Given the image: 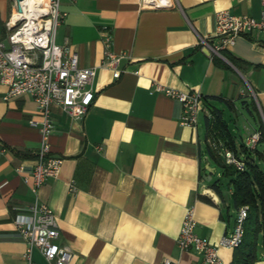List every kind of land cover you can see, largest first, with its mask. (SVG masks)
Segmentation results:
<instances>
[{"label":"crops","instance_id":"0c3cea01","mask_svg":"<svg viewBox=\"0 0 264 264\" xmlns=\"http://www.w3.org/2000/svg\"><path fill=\"white\" fill-rule=\"evenodd\" d=\"M172 3L149 7L143 0H61L65 17L56 42L68 43L81 67H97L95 97L81 120L53 107L50 153L63 162L58 176L37 192L26 177L42 140L30 123L41 119L38 104L29 94L6 100L8 88L0 84V264H25L28 243L15 217L37 200L54 210L58 242L74 252L70 264H163L165 259L199 264L198 253L181 250L177 243L191 204L197 233L212 243L234 229L238 210L231 188L225 193L222 185L221 196L204 178L206 165L220 169L207 150V105L222 109L225 117L228 109L231 116L249 88L264 119V31L239 36L227 48L240 68L226 56L231 68L215 64L201 36L215 32L216 14L222 10L259 18L261 0ZM108 33L112 50L126 54L119 78L102 65ZM156 84L200 92L203 122L199 112L196 127L183 124L181 104L165 91H155ZM211 96L224 97L233 107ZM259 122L260 117L257 128L250 126L252 134ZM235 142L237 146L236 137ZM258 148L264 152V140ZM219 253L225 263L233 262L234 249L221 247ZM258 253L255 264H264L261 243ZM33 259L51 264L37 248Z\"/></svg>","mask_w":264,"mask_h":264},{"label":"built area","instance_id":"2783aa9c","mask_svg":"<svg viewBox=\"0 0 264 264\" xmlns=\"http://www.w3.org/2000/svg\"><path fill=\"white\" fill-rule=\"evenodd\" d=\"M24 0L16 2L10 18L6 21V33L0 20V84L8 90V100L22 94H29L38 104L41 119H33L31 125L40 130L42 140L34 168L26 181L32 183L33 191L49 178L58 176L63 159L50 153V136L54 130L53 107L62 109L74 119L81 120L90 109L95 93L92 88L97 67H81L79 55L69 44L56 42V31L63 22L65 13L61 0H42L39 8L26 12ZM143 3L149 7L171 6L172 0H152ZM38 4V3H37ZM261 16L234 15L228 10L216 14V30L211 36H201V45L211 51V55L224 58V52L239 36L254 31H264V0H261ZM21 8V9H19ZM105 58L102 65L114 71L119 78L123 70L118 66L126 56L112 50L113 36L108 33L103 38ZM226 58V57H225ZM155 91H165L182 106L181 122L196 127L203 96L200 92H184L156 84ZM212 117L211 113L208 114ZM261 138V132L255 131L248 137L246 144L254 149ZM227 163L240 169L244 162L227 148H222ZM75 191V187L71 188ZM250 207L243 205L238 209L234 229L225 234L219 243H212L207 237L197 233L198 221L193 204L186 208L180 233L177 238L181 250L194 251L200 255L199 264H227L221 257V247L235 249L244 237V221ZM15 223L21 235L27 240L28 248L23 253L25 264H35L33 250L39 249L51 264H70L73 249L58 242L60 231L54 210L46 203L36 201L25 213L17 214ZM163 264H172L165 259ZM229 264H236L235 262Z\"/></svg>","mask_w":264,"mask_h":264},{"label":"trees","instance_id":"16d2710c","mask_svg":"<svg viewBox=\"0 0 264 264\" xmlns=\"http://www.w3.org/2000/svg\"><path fill=\"white\" fill-rule=\"evenodd\" d=\"M5 32L6 27H2ZM224 55L237 67L240 68L239 61L228 55L226 51ZM215 64L231 68L219 56H213ZM211 98L224 102L228 108H232L233 104L230 100L221 96H211ZM247 105V102L244 101ZM250 105L260 117L259 131L261 138L254 149H250L246 143H242L238 148L235 142V133L231 129V125L224 116L222 109H219L213 104H208L207 107L212 115L206 117L207 128L209 130V138L214 142H209L207 150L217 166L222 168L223 176L230 178L228 187L231 188V200L234 208L238 210L243 205H249L250 210L247 218L244 221V237L239 247L234 249L233 262L236 264H255L259 258V244H262L264 249V152L258 148V144L264 140V119L257 103L251 99ZM231 149L235 156L244 162V168L240 169L235 164L226 162L222 155V148ZM243 154V157L240 156ZM213 188L218 194L223 196L222 183L220 180L212 183ZM209 201L206 196H200Z\"/></svg>","mask_w":264,"mask_h":264},{"label":"rangeland","instance_id":"374dc122","mask_svg":"<svg viewBox=\"0 0 264 264\" xmlns=\"http://www.w3.org/2000/svg\"><path fill=\"white\" fill-rule=\"evenodd\" d=\"M14 5H15V0H0L1 27L5 28L6 26L5 23L10 18L14 10L13 9ZM5 33H6V30H5ZM250 97L255 100V94L253 93L252 89L248 88L247 90L244 91V96L242 98V99H245L243 101H246L247 105L244 103L243 105L241 104L239 109L233 110L231 112V116H230L229 110L227 109L226 117L231 125V129H233V132L235 133L238 148L241 145L242 138L246 142L247 136H250L252 134L250 126L254 125L257 128V119L259 116L252 109V105H250V102H251ZM246 107H249V109H246ZM202 110H203V105L200 106V122H203L204 120V115H203ZM210 142L214 144L212 139L210 140ZM218 180H220V182L222 183L224 192L227 193L230 178L222 175L221 167L220 169H217V172L214 173L213 179L211 181H207V183H213ZM233 216L234 217L236 216L235 210H233Z\"/></svg>","mask_w":264,"mask_h":264},{"label":"water","instance_id":"95a60500","mask_svg":"<svg viewBox=\"0 0 264 264\" xmlns=\"http://www.w3.org/2000/svg\"><path fill=\"white\" fill-rule=\"evenodd\" d=\"M21 1H23V0H16V2H18V3H20ZM19 9H21V8H19ZM204 51H205L207 54L211 55V51H210L207 47L204 48ZM223 59L230 63V61H228L227 58L224 57ZM230 64H231V63H230ZM206 168H207V170H208V174H206V176H204V178H205L207 181H211V180L213 179V175H214V173H215L216 171H215V169H214L213 167H210L209 165H206Z\"/></svg>","mask_w":264,"mask_h":264},{"label":"bare ground","instance_id":"6f19581e","mask_svg":"<svg viewBox=\"0 0 264 264\" xmlns=\"http://www.w3.org/2000/svg\"><path fill=\"white\" fill-rule=\"evenodd\" d=\"M42 0H24V5L26 8V12H29V10H35L39 8V3H41ZM152 0H146V2H150ZM38 3V4H37Z\"/></svg>","mask_w":264,"mask_h":264}]
</instances>
